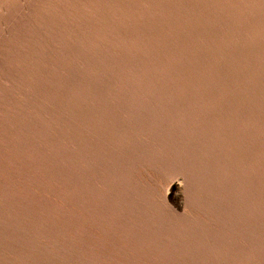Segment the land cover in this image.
<instances>
[{
    "label": "rangeland",
    "instance_id": "374dc122",
    "mask_svg": "<svg viewBox=\"0 0 264 264\" xmlns=\"http://www.w3.org/2000/svg\"><path fill=\"white\" fill-rule=\"evenodd\" d=\"M0 264H264V0H0Z\"/></svg>",
    "mask_w": 264,
    "mask_h": 264
}]
</instances>
